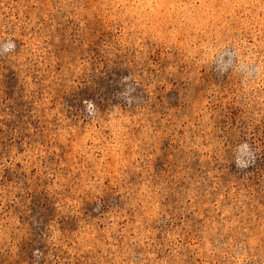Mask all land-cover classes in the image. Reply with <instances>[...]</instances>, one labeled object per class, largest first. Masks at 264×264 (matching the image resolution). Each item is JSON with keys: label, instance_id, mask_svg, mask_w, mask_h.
<instances>
[{"label": "rangeland", "instance_id": "obj_1", "mask_svg": "<svg viewBox=\"0 0 264 264\" xmlns=\"http://www.w3.org/2000/svg\"><path fill=\"white\" fill-rule=\"evenodd\" d=\"M8 39L0 264H264V0H0Z\"/></svg>", "mask_w": 264, "mask_h": 264}, {"label": "clouds", "instance_id": "obj_2", "mask_svg": "<svg viewBox=\"0 0 264 264\" xmlns=\"http://www.w3.org/2000/svg\"><path fill=\"white\" fill-rule=\"evenodd\" d=\"M16 49L15 41L8 39L4 42H0V56H5L7 54H11ZM214 61L216 62V66L220 68L221 71L226 72L229 67L232 66L234 62V57L231 51L225 49L223 51L215 50L211 53ZM227 57V59H225ZM238 70L245 73L246 78L255 76V79H260L264 77V64L262 63H253L251 60H243L239 61ZM124 82H128V78H124ZM134 90V85H133ZM121 94H119L120 96ZM86 105L85 111L87 108H94L95 105L92 101H85ZM256 154L255 150L252 148L250 144L247 142L239 144L234 150V165L237 169H246L252 163L255 162Z\"/></svg>", "mask_w": 264, "mask_h": 264}]
</instances>
